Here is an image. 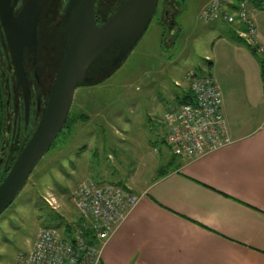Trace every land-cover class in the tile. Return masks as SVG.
<instances>
[{
  "label": "rangeland",
  "instance_id": "1",
  "mask_svg": "<svg viewBox=\"0 0 264 264\" xmlns=\"http://www.w3.org/2000/svg\"><path fill=\"white\" fill-rule=\"evenodd\" d=\"M173 1L179 10L174 31L163 19L169 0H161L125 62L112 74L110 66L99 74L102 83L76 90L68 118H88L64 130L13 207L0 217V264H16L21 253L32 251L49 210L61 217L60 233L68 232L66 225L73 230L80 226L82 218L72 202L80 183L123 184L138 191L171 168L155 151L162 147L157 136L166 134L165 112L178 108L192 76L211 75L219 82L208 62L217 39L229 33L219 22L200 19L209 0ZM112 3L100 0L101 9ZM167 157L173 155L168 152Z\"/></svg>",
  "mask_w": 264,
  "mask_h": 264
},
{
  "label": "crops",
  "instance_id": "2",
  "mask_svg": "<svg viewBox=\"0 0 264 264\" xmlns=\"http://www.w3.org/2000/svg\"><path fill=\"white\" fill-rule=\"evenodd\" d=\"M170 2L175 25L179 10ZM215 22L229 32L215 42L210 65L233 144L192 162L175 161L167 157L161 132L156 155L172 166L138 191L124 185L140 201L107 242L100 264H264L261 61L236 34L241 26ZM254 22L264 46V9L255 13Z\"/></svg>",
  "mask_w": 264,
  "mask_h": 264
},
{
  "label": "built area",
  "instance_id": "3",
  "mask_svg": "<svg viewBox=\"0 0 264 264\" xmlns=\"http://www.w3.org/2000/svg\"><path fill=\"white\" fill-rule=\"evenodd\" d=\"M264 0H211L201 11L205 22L222 21L232 27H244L238 37L260 59L264 82V46L258 40L254 22ZM192 103L183 104L165 116L164 143L176 158L192 162L233 144L224 118L223 98L211 75L192 76ZM140 198L129 188L117 184L82 182L72 195V202L83 219L73 234L52 228L39 231L34 247L21 253L16 264H100L103 249L110 238L137 206ZM90 227L96 244L84 235Z\"/></svg>",
  "mask_w": 264,
  "mask_h": 264
},
{
  "label": "water",
  "instance_id": "4",
  "mask_svg": "<svg viewBox=\"0 0 264 264\" xmlns=\"http://www.w3.org/2000/svg\"><path fill=\"white\" fill-rule=\"evenodd\" d=\"M160 0H126L101 25L97 0H67L60 29L68 32L64 55L55 74L45 112L16 162L0 184V217L18 199L30 176L49 152L70 114L76 90L93 85V64L111 48L116 54L110 68L118 69L131 54L153 20ZM50 0H28L22 21L30 29L28 42L36 45V26ZM30 12L32 14H30Z\"/></svg>",
  "mask_w": 264,
  "mask_h": 264
},
{
  "label": "flooded vegetation",
  "instance_id": "5",
  "mask_svg": "<svg viewBox=\"0 0 264 264\" xmlns=\"http://www.w3.org/2000/svg\"><path fill=\"white\" fill-rule=\"evenodd\" d=\"M27 1L0 0V184L42 119L68 37L60 29L67 0H50L36 26V45L30 44L27 19H21ZM168 3L163 19L173 25L175 8ZM110 64L89 71L90 77Z\"/></svg>",
  "mask_w": 264,
  "mask_h": 264
},
{
  "label": "trees",
  "instance_id": "6",
  "mask_svg": "<svg viewBox=\"0 0 264 264\" xmlns=\"http://www.w3.org/2000/svg\"><path fill=\"white\" fill-rule=\"evenodd\" d=\"M126 0H113V5L111 4L110 6H108L107 8L108 9H101V4H100V0L97 1L96 3V20L98 22L99 25H101L104 21H106ZM157 14V12L155 13ZM155 17V16H154ZM154 19V18H153ZM248 47V46H247ZM249 48V47H248ZM250 49V48H249ZM116 54V47H113L111 48L107 53H105L104 55H102L94 64L93 66L90 68L91 69H95L99 66H101L103 63L105 62H109V61H112V59L114 58ZM208 64L210 65V62H208ZM89 70V71H90ZM110 74L114 73L116 71V69L114 68H110ZM104 72V71H103ZM107 72V71H106ZM102 74V73H101ZM100 74V75H101ZM108 74V75H110ZM111 76V75H110ZM103 82V79H98V78H95V84H97L98 82ZM97 82V83H96ZM182 104H188V103H192L193 102V98H192V95L191 93H185V95L181 98V101H180ZM88 117L87 116H83V115H80L79 117H77L75 120H69V118L67 119V122L63 128V130L61 131L60 135L64 132L65 129L69 128L71 123H74V122H81L83 123V121H86ZM60 135L58 136V139L60 137ZM57 139V140H58ZM56 140V141H57ZM56 141L54 142V144L52 145L51 149L55 146V143ZM50 149V150H51ZM49 150V151H50ZM173 160H177L176 157H172ZM175 161L173 162V165L175 163ZM172 166V163L170 164ZM119 186H122V187H125L123 184H117ZM14 204V203H13ZM44 204V202H43ZM13 205L10 207L12 208ZM39 209L41 211H44L42 208L39 207ZM45 218H47V221L44 222L46 225L45 228H52V229H56L58 231L61 230V228L63 227V225H61V217L59 216V214H57L56 212H53V210H49L48 211V214L46 215L45 213ZM46 220V219H45ZM82 222H83V219H82ZM82 224V223H81ZM80 224V226H81ZM66 230L68 232L65 231L64 234L66 235H70V234H73L75 232V230H73V228H71V225H66ZM94 231L90 228V227H87L85 230H84V235L85 237L89 240V242L91 244H96V241L94 240Z\"/></svg>",
  "mask_w": 264,
  "mask_h": 264
}]
</instances>
